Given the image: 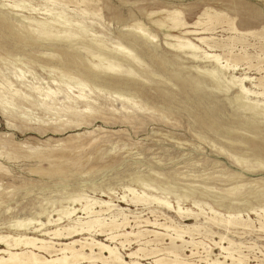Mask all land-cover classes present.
Instances as JSON below:
<instances>
[{
    "label": "rangeland",
    "instance_id": "obj_1",
    "mask_svg": "<svg viewBox=\"0 0 264 264\" xmlns=\"http://www.w3.org/2000/svg\"><path fill=\"white\" fill-rule=\"evenodd\" d=\"M206 7L223 15L202 16L205 23L194 26ZM167 8L180 10L186 28L200 31L197 35L213 46L184 34L186 28L168 29L171 23L161 11ZM203 26L209 29L201 31ZM10 31L35 34L28 40ZM131 31L147 38L134 44ZM167 35H183L200 53L220 55L229 66L190 57L199 52H177L176 39ZM125 53H130L126 59ZM160 57L166 60L162 65L153 60ZM112 62L132 77L119 81L105 75ZM176 72L189 84L198 79L200 90L178 82ZM243 75L251 78L244 85L254 91L247 97L236 85ZM260 78L264 81V0H0L1 241L23 231L40 237L43 230L34 228L48 218L62 216L60 225L71 224L86 216L84 206L93 204L96 211V202L107 201L111 206L99 213V222L129 221L119 228L128 233L115 241L93 237L115 246L125 262L131 263L127 253L137 248L144 251L134 260L142 264H154L143 256L154 247L161 249L156 257L172 259L164 249L170 246L166 234L177 233L186 242L175 243L179 258L190 264L215 258L231 263L219 245L247 264H264V152L250 144L264 145V112L243 107L254 102L264 107V87L254 85ZM114 80L121 82L118 88L110 87ZM199 116L214 118L217 126L206 128ZM71 208L75 213L67 216Z\"/></svg>",
    "mask_w": 264,
    "mask_h": 264
},
{
    "label": "bare ground",
    "instance_id": "obj_2",
    "mask_svg": "<svg viewBox=\"0 0 264 264\" xmlns=\"http://www.w3.org/2000/svg\"><path fill=\"white\" fill-rule=\"evenodd\" d=\"M86 8V7H85ZM162 12H165L166 14V17L165 19H167V21H169L171 23V25L169 26L168 29L170 28H174L177 29V28H186V27H190L185 21H183V18H182V12L176 8H167V9H162L161 10ZM154 13V11L148 13V14H152ZM156 13V12H155ZM211 13V16H209V14ZM101 14V13H100ZM147 14V15H148ZM158 14V12L156 13ZM20 15V14H19ZM22 15V14H21ZM36 15V14H35ZM221 15H223V13L221 11H217L215 9H212V7H206L203 9V11L201 12V14L198 16L197 20L193 22V25L194 26H199V25H203V23H205L204 21H202V16H208V17H220ZM2 16V15H1ZM151 16V15H150ZM149 17V16H148ZM42 18V17H41ZM152 18V17H150ZM46 20V19H45ZM165 21V20H164ZM155 22H158L157 24H159V26H162L163 25V22L161 21H158L156 20ZM154 22V23H155ZM153 23V22H152ZM153 23V24H154ZM167 23V22H166ZM155 24V25H157ZM58 25V24H57ZM135 25V24H134ZM138 25V23L136 24ZM141 25V24H140ZM139 25V26H140ZM191 25V24H190ZM205 25V24H204ZM158 26V27H159ZM165 26V24H164ZM192 26V25H191ZM193 26V27H194ZM234 26V25H233ZM233 26L231 25V29H234ZM166 27V26H165ZM164 27V28H165ZM68 28V27H66ZM139 28V27H138ZM160 28V27H159ZM158 28V29H159ZM74 29V28H73ZM136 30H138L137 28H135ZM140 29V28H139ZM145 29V28H144ZM209 28L208 27H202V30L201 31H206L208 30ZM28 31V30H27ZM34 31V30H33ZM139 31V30H138ZM142 31V29H141ZM146 30L142 31L143 34H145ZM169 31V30H168ZM31 32V31H30ZM36 32L38 33V31L36 30ZM132 32V36L134 37L133 38V41H131L129 38V40L131 42H133L134 44L137 43V42H140L143 40H145L146 38H144V35L143 37L141 36V34L137 33L136 32ZM173 32V31H172ZM184 34H189V35H197L196 32H200V31H197L196 29H192V30H189L186 28V30H183L182 31ZM11 34H13L14 36L16 37H30L33 38V34H35L33 32V36L31 35V33H25L27 34L26 36L24 35H21L19 34V32L16 33L15 32H12L10 31ZM39 33L43 34L44 36L47 35L48 36V31L44 30V29H40L39 30ZM70 33V32H69ZM69 33H65L67 34L65 36V38H67V36H69L70 34ZM130 33V32H128ZM137 33V34H135ZM169 34V33H168ZM73 35V33H72ZM123 35V34H122ZM126 35V33H125ZM165 35V34H164ZM202 35V34H201ZM64 36V35H63ZM121 36V35H120ZM127 36V35H126ZM167 36H172L170 38L172 39H176V42L177 44L176 45H173L174 47V50H177L178 51H185V50H189L190 52H194V53H200L201 51H198V46H196L195 44H193L191 41H189L188 39L187 40H183V35H167ZM185 36V35H184ZM85 37V36H84ZM131 37V36H130ZM154 37V36H153ZM26 38V39H27ZM120 38V37H119ZM122 38V37H121ZM166 38V37H165ZM169 38V39H170ZM197 40L199 42H201V44H206L208 45V47H212L213 45L209 46V38L205 37V36H196ZM29 40V38H28ZM26 40V41H28ZM44 40V39H43ZM47 39H45L46 41ZM128 40V41H129ZM33 41V40H31ZM39 41V40H38ZM120 41V40H119ZM149 41V40H148ZM36 42V41H35ZM41 42V41H40ZM60 42V41H59ZM127 42V41H126ZM34 43V42H33ZM39 43V42H38ZM51 43V42H50ZM133 43H130L129 42V47H130V44L132 45ZM163 43V42H162ZM98 44V43H97ZM169 44V43H168ZM68 45V44H67ZM68 47V46H67ZM92 47V46H91ZM116 47V46H115ZM172 47V46H171ZM215 47V46H214ZM224 47V46H223ZM232 47V46H231ZM95 48V47H94ZM132 48V47H131ZM171 49V48H170ZM201 49V48H200ZM225 49V48H224ZM120 50V49H119ZM118 51V50H117ZM121 51V50H120ZM71 52V51H70ZM84 52V51H83ZM123 52V51H121ZM5 53V52H4ZM68 54V53H67ZM80 54V53H79ZM115 54V52H114ZM122 54V53H121ZM128 54L130 53H125L124 55H122L123 58H127V56H129ZM239 54V53H238ZM71 55V54H69ZM73 55V54H72ZM118 55V54H117ZM115 55V56H117ZM162 55V54H161ZM231 55V54H230ZM151 56V55H150ZM70 58L72 56H69ZM114 57V56H113ZM119 57V56H118ZM132 57V56H131ZM191 58H194L195 60L197 59V61L199 60H207L209 62H213L214 64L218 65L222 68L224 67H228L229 66V63H228V59L224 60L225 64H222L223 61L221 60L222 58L218 56H213V57H209V56H206L204 52L198 54V55H195V54H192L190 55ZM189 57V58H190ZM235 57V56H234ZM115 58V57H114ZM117 58V57H116ZM239 58V57H238ZM241 60H242V57H240ZM66 59V58H65ZM69 59V58H68ZM121 59V57H120ZM235 59V58H234ZM73 60V59H72ZM156 63H159V65H162L164 63V61H166L164 58H155L153 59ZM74 61V60H73ZM108 61V60H107ZM127 61V60H126ZM133 61V60H132ZM194 61V60H192ZM198 61V62H199ZM234 61H238V59H235ZM233 61V62H234ZM76 63V62H75ZM154 63V62H153ZM135 64V63H134ZM166 64V63H165ZM102 65V64H101ZM158 66V64H156ZM98 66V65H97ZM96 66V67H97ZM104 66V65H103ZM165 66V65H164ZM232 67L236 66V63L231 65ZM105 67V66H104ZM103 67V68H104ZM118 64L116 62H112L110 64H108L104 69H105V72L104 74L109 76L111 79H116V80H119V81H122L123 79L121 78H125V76H129L130 78L132 76H130V73H127L129 75H123L121 74L119 71H118ZM172 67V66H171ZM101 68V66L99 65L97 69ZM167 68V67H165ZM164 68V69H165ZM176 68V67H175ZM213 68V67H212ZM218 68V67H217ZM103 69V70H104ZM121 69V68H120ZM194 69V67H193ZM51 70V69H50ZM53 70V69H52ZM199 70V69H198ZM224 70V69H223ZM57 71V70H56ZM97 72H93L94 77L98 76L99 75V72H101V70H97ZM168 72V70H166ZM172 71V70H171ZM170 71V72H171ZM194 71H197L194 69ZM212 71V70H211ZM214 71V70H213ZM210 72V75L213 77L215 74L214 72ZM55 72V71H54ZM103 72V71H102ZM67 73V72H66ZM80 73V72H79ZM147 73V72H146ZM198 73V72H197ZM207 73V72H206ZM143 74V73H142ZM174 77L176 80H178V82L180 81L181 83L184 82V80L186 81V79L184 78H181V76L177 75V72L176 73H173ZM204 74V73H203ZM55 75V74H54ZM149 75V74H148ZM169 75V74H168ZM172 75V74H171ZM190 76V75H189ZM199 76V75H198ZM217 76V75H216ZM84 77V76H83ZM128 77V78H129ZM232 77V76H231ZM86 78V77H85ZM93 78V77H92ZM168 78V77H167ZM204 78V77H203ZM211 78V77H210ZM88 79V78H86ZM134 79V78H133ZM212 79V78H211ZM95 80V79H94ZM112 81L111 85L113 86H110V87H114V88H118L119 87V84L121 82L119 81ZM135 80V79H134ZM214 80V79H213ZM251 80L250 77H248V75H243L239 78H237L236 82L238 84L237 87H238V91H239V94L243 95L244 97H247L248 95H251V94H254V91L248 89L244 83L247 81L249 82ZM90 81V80H89ZM216 81V80H214ZM233 81V80H232ZM187 82V81H186ZM46 83V82H45ZM185 83V82H184ZM188 83V82H187ZM186 83V84H187ZM221 83V81H220ZM232 83V82H231ZM169 84V83H168ZM189 84V83H188ZM216 84V83H215ZM67 85V84H66ZM65 85V86H66ZM74 85V84H73ZM201 85V84H200ZM199 85V80L198 79H194L192 81H190V84H189V87L191 90L194 89V91L198 88V90H200L199 87H201ZM203 86H205L203 83H202ZM233 85V83H232ZM256 87H264V81L262 80V78L258 79L257 83L254 84ZM253 86V87H255ZM80 87V86H79ZM104 87V86H103ZM109 87V86H108ZM188 88V87H187ZM228 88V87H227ZM234 88V87H233ZM236 88V87H235ZM71 89V88H70ZM101 89V88H100ZM113 89V88H111ZM203 89V88H202ZM201 89V90H202ZM213 89V88H212ZM68 90V89H67ZM87 90V89H86ZM107 90V89H106ZM119 90V89H118ZM151 90V89H150ZM223 90V89H222ZM120 91V90H119ZM168 91V90H167ZM209 91V90H208ZM46 92V91H45ZM54 92V91H51V93ZM89 92V91H88ZM170 92V91H169ZM190 92V91H189ZM210 92V91H209ZM257 92V91H256ZM255 92V93H256ZM18 93V92H17ZM90 93V92H89ZM261 93V92H260ZM259 93V94H260ZM54 94V93H52ZM56 94V93H55ZM136 94V93H135ZM174 94V93H173ZM218 94V93H217ZM257 94V93H256ZM262 94V93H261ZM52 96H55V95H52ZM65 97V96H64ZM78 98V96H76ZM80 97V96H79ZM117 97V96H116ZM130 98V97H129ZM167 98V97H165ZM14 99V97L12 98ZM82 99V98H81ZM85 99V98H84ZM250 99V98H249ZM46 100V98H45ZM48 100V99H47ZM46 100V101H47ZM171 100V99H170ZM177 100V99H176ZM244 101V100H243ZM241 102V101H240ZM246 102V101H245ZM199 103V102H198ZM249 103V102H248ZM264 105V104H263ZM232 106V105H231ZM262 106V105H261ZM244 109L246 110H251L254 112V114H259L260 112H264V107H260L257 103L255 104H246L243 106ZM239 108V107H238ZM87 110V109H86ZM206 116V114H205ZM251 116V115H250ZM196 119V118H195ZM200 124L204 125L206 128H213L216 125V121L214 120V118H206V117H203V116H199L198 118ZM256 120V119H255ZM244 125V124H243ZM220 127V126H219ZM230 127V126H229ZM240 130V129H239ZM248 130V129H247ZM255 133V132H254ZM249 134V133H248ZM262 134V133H261ZM264 134V133H263ZM251 136V134H250ZM257 137V136H256ZM244 143V142H243ZM250 144L254 147V149H259L261 152H264V145L258 143V142H253L251 141ZM253 155H256L253 153ZM264 164V163H263ZM262 168V167H261ZM57 169V168H56ZM59 169V168H58ZM45 170V169H44ZM49 170V169H48ZM69 170V169H68ZM37 171V170H36ZM35 171V172H36ZM39 171V170H38ZM37 171V172H38ZM47 172V171H46ZM51 172V171H50ZM58 172V171H57ZM56 172V173H57ZM42 173H44L42 171ZM41 173V174H42ZM213 174V173H212ZM177 175V174H176ZM135 176V175H134ZM164 182V181H163ZM139 183V182H138ZM141 183V182H140ZM152 183V182H151ZM155 183V182H154ZM146 184V183H145ZM156 184V183H155ZM157 185V184H156ZM141 187V186H140ZM148 187V186H147ZM175 188V187H174ZM128 189V188H127ZM130 189V188H129ZM133 190V189H132ZM131 190V191H132ZM154 190V189H153ZM162 190V189H160ZM140 191V190H139ZM156 191V190H155ZM173 191V190H172ZM163 192V191H162ZM186 192V190H185ZM198 192V191H197ZM261 192V191H259ZM193 194V193H192ZM209 195V194H208ZM141 196V195H140ZM143 196V195H142ZM141 196V197H142ZM65 197V196H64ZM141 197L139 198V200L141 199ZM138 198V197H137ZM136 198V199H137ZM153 198H156V197H153ZM198 198V197H197ZM252 198V197H251ZM129 199V198H128ZM132 199V198H131ZM135 199V200H136ZM56 200V199H55ZM76 200V199H75ZM143 200V199H142ZM149 201V198L147 199ZM159 200V199H158ZM92 201V200H91ZM131 201V200H130ZM133 201V200H132ZM131 201V202H132ZM137 201V200H136ZM145 201V200H143ZM163 201V200H162ZM135 202V201H134ZM139 203H143V202H140L138 201ZM136 202V204L138 203ZM155 202V201H154ZM88 203V202H87ZM98 203V205L100 206L99 207V210H94L91 205L93 204H90V205H86L84 206L81 210L83 211L84 214H86L85 217H83L84 221H82L81 217H77L76 218V222L74 223H68V224H65V225H60V220H61V217H57L55 219H52V218H48L46 223H39L38 225L40 227H37L36 229L34 228V232L35 231H42V233H40V237H35V236H29V235H26V232L23 231V232H18L19 235L16 236V237H13L11 236L10 238L7 237V239H4L3 241H1L2 237H0V241L1 243L3 244L4 243V246L5 248H0V264H82L84 262H88V263H92L94 264V262H100V264H142L141 262L137 261V260H134V258L138 257L139 255V252L140 251H144L143 248H137L136 250L134 251H129L127 254V257H130L131 258V263H128V262H125L124 259L122 258V255L118 252L117 248L115 246H111L110 244H107L103 241H99L97 239H95L93 236H104L106 237L105 240L107 241H115L117 240L120 236H126L127 233H121L120 229L119 228H122L126 225V221H122L120 223H117L115 222L113 219H110L108 222H99L100 219L97 218V216L99 215V213L101 214V212H103L104 210H108L109 207L111 205H109V203L107 201H98L96 202ZM148 203V202H147ZM237 203V202H236ZM85 204V203H84ZM149 204V203H148ZM162 204V203H161ZM178 204V203H177ZM224 204V203H223ZM239 204V203H238ZM264 204V203H263ZM96 205V204H95ZM114 205V204H113ZM164 205V204H163ZM192 205V204H191ZM248 205V204H247ZM102 206L103 208L105 207V209H102ZM260 206V205H259ZM72 207V206H71ZM98 207V206H97ZM222 207V206H221ZM230 208H232L231 206H229ZM47 208V207H46ZM67 208V207H66ZM70 208V207H69ZM81 208V207H80ZM220 208V207H219ZM78 209V208H77ZM112 209V208H110ZM170 209V208H169ZM177 209V208H176ZM52 210V209H51ZM120 210V209H119ZM179 210V209H178ZM189 210V209H188ZM230 210V209H229ZM185 211V210H184ZM201 211V210H200ZM62 212V211H61ZM110 212V211H109ZM152 212V211H151ZM178 212V211H176ZM239 212V211H238ZM66 215L67 216H70L72 215L73 213H75V208H71L70 210H67L66 212ZM105 213V212H104ZM181 213V212H180ZM211 213V212H210ZM218 213V212H216ZM179 214V213H178ZM190 214V213H189ZM38 215V214H37ZM112 215V214H111ZM126 215V214H125ZM187 215V214H186ZM185 215V216H186ZM191 215V214H190ZM40 216V215H39ZM43 216V215H42ZM57 216V215H56ZM60 216V215H59ZM192 216V215H191ZM157 217V216H156ZM182 217V216H181ZM63 218V217H62ZM100 218V217H99ZM102 218V217H101ZM115 219V218H114ZM145 219V218H144ZM148 219V218H147ZM145 220L144 222L146 224H150L151 223V226L152 225H156V226H159V227H162L163 229L165 230H168L170 228L169 225H166L165 222L164 223H157L156 221L154 222H150L149 220ZM196 219V217H195ZM30 220V219H29ZM103 220V219H102ZM124 220V219H123ZM138 220V219H137ZM157 220V219H155ZM169 220V219H168ZM217 220V218H216ZM222 220H224L222 218ZM22 221V220H21ZM32 221V220H31ZM121 221V220H120ZM141 221V220H140ZM143 221V220H142ZM167 221V220H166ZM212 221V220H211ZM226 221V220H225ZM238 221V220H237ZM16 224H22V222H24V220L22 222H18V220H15ZM27 222V220H26ZM139 222V221H138ZM215 222V221H214ZM227 222L229 223L230 221L227 220ZM232 222H233V219H232ZM242 222V221H240ZM242 225V223H240ZM264 222V221H263ZM25 223V222H24ZM30 223L28 222V225ZM217 224V223H216ZM219 224V223H218ZM227 224V223H226ZM233 224H236L235 222H233ZM238 224V223H237ZM246 224V223H245ZM264 224V223H263ZM46 225H52V227H46ZM221 225V223H220ZM229 225V224H228ZM11 226V225H9ZM8 226V227H9ZM27 226V225H26ZM31 226V225H30ZM43 226V227H42ZM128 226V225H127ZM141 226V225H140ZM143 226V225H142ZM174 226V224H173ZM226 226V225H225ZM232 226V225H231ZM230 226V227H231ZM29 227V226H28ZM175 227V226H174ZM196 227V226H195ZM194 227V228H195ZM198 227V226H197ZM200 227V226H199ZM229 227V226H228ZM234 227V225H233ZM237 226H235L234 228H236ZM248 227V226H247ZM13 228V227H12ZM157 228V227H156ZM176 228V227H175ZM178 228V227H177ZM232 228V227H231ZM238 228V227H237ZM261 229L264 228V227H260ZM18 229V228H17ZM124 229V228H123ZM179 229V228H178ZM187 230H189L188 228H186ZM24 230V228H23ZM146 230V229H145ZM182 230V229H181ZM180 230V231H181ZM192 230V229H191ZM15 231V230H14ZM142 231V230H140ZM175 231V230H174ZM177 231V230H176ZM32 232V231H31ZM126 232V231H125ZM146 232V231H145ZM154 236L155 238L160 236L161 237V234L156 231V230H151L150 231ZM150 232H148V235L151 234ZM189 232V231H188ZM187 232V233H188ZM197 232V231H196ZM175 233V232H174ZM182 233V232H181ZM191 233V231H190ZM200 233V232H199ZM87 234L88 238H85V236L83 237V235ZM171 234V233H170ZM132 235V234H131ZM130 235V236H131ZM137 237L140 238V232H137L136 233ZM145 235V234H143ZM168 239H169V244L170 246H168L167 248H164L165 251H166V254L168 256H171L173 257L172 259H169L167 257H156V253L160 252L161 249H157L154 247V249H151L150 251H147L145 255L143 256H151L153 258V263L154 264H190L189 262H186L184 260H182L181 258H179V255L178 254L179 252V248L180 246H177L175 245L176 242L178 241H181L182 242V245H184L186 242L182 239V236L181 234H177L175 236H171V235H168ZM77 236H80V237H77ZM134 236V235H133ZM150 236V235H149ZM152 236V235H151ZM166 236V237H167ZM44 237V238H43ZM46 237V238H45ZM220 237V236H219ZM223 237H220V239H222ZM128 239V238H127ZM126 239V240H127ZM141 239V238H140ZM146 239V238H145ZM53 240H57L56 242H54ZM65 240V241H63ZM104 240V241H105ZM156 240V239H155ZM153 240V241H155ZM162 240V239H161ZM192 240V239H191ZM149 241V239H148ZM157 241V240H156ZM189 242V241H188ZM187 242V244H188ZM197 241H194V243H196ZM0 243V244H1ZM119 243V242H117ZM116 243V244H117ZM128 243V242H127ZM190 243V242H189ZM202 243V242H201ZM217 243V242H216ZM222 243V241H221ZM230 243V242H229ZM120 244H123V240L122 242H120ZM191 244V243H190ZM126 245V244H125ZM141 245V244H140ZM147 245V244H146ZM181 245V247H182ZM201 245H204V244H201ZM25 246H28V247H31L32 249L30 250H26L24 247ZM124 246V245H123ZM122 246V247H123ZM216 246V245H215ZM124 248V247H123ZM196 248V247H195ZM201 248V247H200ZM208 248V247H207ZM219 250H220V254H225L226 256H224V258L226 257H229L230 258V262L229 264H233V263H236V264H247L244 259H242V255L241 257L240 256H237V257H234L231 252L229 251V246H223V245H219ZM181 249V248H180ZM197 249V248H196ZM199 249V248H198ZM204 249V248H202ZM192 250V249H191ZM206 250V249H204ZM232 250V249H231ZM208 252V251H207ZM206 252V253H207ZM212 253V251H211ZM195 254V252L193 253L192 251H190V256ZM219 254V255H220ZM152 255H155V256H152ZM209 255V254H208ZM206 256V255H205ZM222 257V256H221ZM244 257V256H243ZM207 260V259H206ZM203 262V261H202ZM207 264V263H206ZM210 264H224V261H220L218 260L217 258L215 259H211L210 261Z\"/></svg>",
    "mask_w": 264,
    "mask_h": 264
}]
</instances>
